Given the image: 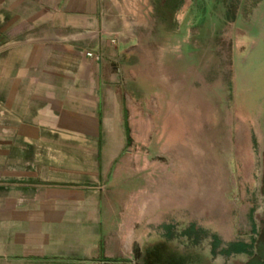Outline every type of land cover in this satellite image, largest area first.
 I'll list each match as a JSON object with an SVG mask.
<instances>
[{"label":"crops","instance_id":"0c3cea01","mask_svg":"<svg viewBox=\"0 0 264 264\" xmlns=\"http://www.w3.org/2000/svg\"><path fill=\"white\" fill-rule=\"evenodd\" d=\"M154 25L155 0H0V264H135L112 63Z\"/></svg>","mask_w":264,"mask_h":264},{"label":"rangeland","instance_id":"374dc122","mask_svg":"<svg viewBox=\"0 0 264 264\" xmlns=\"http://www.w3.org/2000/svg\"><path fill=\"white\" fill-rule=\"evenodd\" d=\"M148 30L142 52L112 63L131 135L111 189L131 257L143 264L166 225H195L225 244L255 237L250 264H264V0H183L172 24L155 13Z\"/></svg>","mask_w":264,"mask_h":264},{"label":"flooded vegetation","instance_id":"af4514ba","mask_svg":"<svg viewBox=\"0 0 264 264\" xmlns=\"http://www.w3.org/2000/svg\"><path fill=\"white\" fill-rule=\"evenodd\" d=\"M264 202V195L261 196ZM262 221H264V208L259 211ZM260 221V222H262ZM166 234L158 243L165 244L170 253L173 252V258L177 259L179 264H218L220 260L225 261L235 256H245L247 261L243 264H250L252 260L258 256V243L259 240L252 239V242L247 241H233L225 244L223 239L218 233L207 231L203 227L190 225L185 228L176 229L174 225H166ZM255 231L262 232V228ZM259 239V238H258ZM207 243L206 251L203 252L199 247ZM237 243H244L246 245L242 250H236L232 246ZM155 244V245H156ZM197 250V253L191 255L192 250ZM230 262V261H229Z\"/></svg>","mask_w":264,"mask_h":264},{"label":"trees","instance_id":"16d2710c","mask_svg":"<svg viewBox=\"0 0 264 264\" xmlns=\"http://www.w3.org/2000/svg\"><path fill=\"white\" fill-rule=\"evenodd\" d=\"M182 3L183 0H156L155 13L158 20H160V23L163 24L170 22L172 24V22H174V16L178 9L181 7ZM127 131L130 133L128 125ZM128 139L130 140L129 136ZM232 247L236 250H242L246 247V245L244 243H237ZM136 253H138V251ZM144 253L145 257L144 260H142L143 264H166V258L170 254V250L167 249V245L161 243L147 248ZM174 261L177 263V259L174 258L170 259L169 263L172 262L174 264Z\"/></svg>","mask_w":264,"mask_h":264},{"label":"built area","instance_id":"2783aa9c","mask_svg":"<svg viewBox=\"0 0 264 264\" xmlns=\"http://www.w3.org/2000/svg\"><path fill=\"white\" fill-rule=\"evenodd\" d=\"M88 55L89 56H93L94 54L92 52H88Z\"/></svg>","mask_w":264,"mask_h":264}]
</instances>
